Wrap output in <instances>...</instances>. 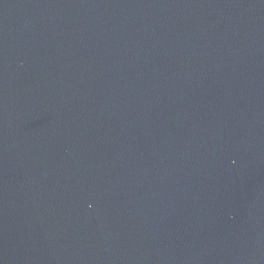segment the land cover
Returning a JSON list of instances; mask_svg holds the SVG:
<instances>
[{
    "label": "water",
    "instance_id": "1",
    "mask_svg": "<svg viewBox=\"0 0 264 264\" xmlns=\"http://www.w3.org/2000/svg\"><path fill=\"white\" fill-rule=\"evenodd\" d=\"M0 264H264V0H0Z\"/></svg>",
    "mask_w": 264,
    "mask_h": 264
}]
</instances>
